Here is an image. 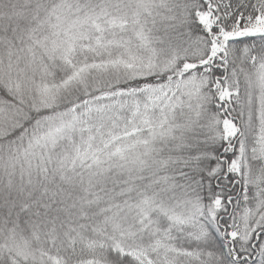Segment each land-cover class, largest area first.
Here are the masks:
<instances>
[{"label":"snow or ice","instance_id":"obj_1","mask_svg":"<svg viewBox=\"0 0 264 264\" xmlns=\"http://www.w3.org/2000/svg\"><path fill=\"white\" fill-rule=\"evenodd\" d=\"M0 264H264V0H0Z\"/></svg>","mask_w":264,"mask_h":264}]
</instances>
